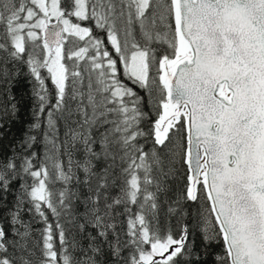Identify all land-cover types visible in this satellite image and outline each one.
Wrapping results in <instances>:
<instances>
[{
	"label": "snow or ice",
	"instance_id": "snow-or-ice-1",
	"mask_svg": "<svg viewBox=\"0 0 264 264\" xmlns=\"http://www.w3.org/2000/svg\"><path fill=\"white\" fill-rule=\"evenodd\" d=\"M0 264H264V0H0Z\"/></svg>",
	"mask_w": 264,
	"mask_h": 264
},
{
	"label": "trees",
	"instance_id": "trees-1",
	"mask_svg": "<svg viewBox=\"0 0 264 264\" xmlns=\"http://www.w3.org/2000/svg\"><path fill=\"white\" fill-rule=\"evenodd\" d=\"M13 92L18 102L19 112L17 119L5 129L7 136L3 140L4 144H7L13 137L20 136L31 120L32 97L26 77H20Z\"/></svg>",
	"mask_w": 264,
	"mask_h": 264
}]
</instances>
